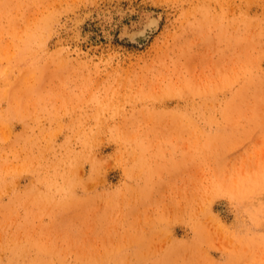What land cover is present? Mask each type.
Segmentation results:
<instances>
[{"label":"rangeland","instance_id":"374dc122","mask_svg":"<svg viewBox=\"0 0 264 264\" xmlns=\"http://www.w3.org/2000/svg\"><path fill=\"white\" fill-rule=\"evenodd\" d=\"M36 261L264 264V0H0V264Z\"/></svg>","mask_w":264,"mask_h":264},{"label":"bare ground","instance_id":"6f19581e","mask_svg":"<svg viewBox=\"0 0 264 264\" xmlns=\"http://www.w3.org/2000/svg\"><path fill=\"white\" fill-rule=\"evenodd\" d=\"M198 1V0H197ZM229 4V3H228ZM226 7V6H225ZM144 9V8H143ZM223 9V8H222ZM228 9H229V6H228ZM111 10V9H110ZM113 10V9H112ZM119 10V9H118ZM225 10V9H224ZM220 11H221V9H220ZM219 11V12H220ZM226 11H227V9H226ZM226 11L224 12V13H226ZM230 11H231V9H230ZM234 11H236V10H233L232 9V13L230 14L231 15V20H229V23H227L228 24V29H232V23H233V17H234ZM89 12V11H88ZM103 12V11H102ZM105 12V11H104ZM91 13V12H90ZM117 13V12H116ZM158 13V12H157ZM228 13V12H227ZM237 13H238V11H237ZM95 14V13H94ZM93 14V15H94ZM107 14V13H106ZM105 14V15H106ZM108 14H109V12H108ZM85 15V14H84ZM87 15H89V14H87ZM132 15V14H131ZM224 14H222V15H219V16H223ZM130 16V15H129ZM135 16V15H134ZM85 17H89V16H85ZM93 17V16H92ZM98 17V16H97ZM161 17V16H160ZM224 17V16H223ZM230 17V16H229ZM81 18V17H80ZM83 18V17H82ZM99 18H101V17H99ZM107 18H109V17H107ZM115 18V17H114ZM123 18V17H122ZM144 18V17H143ZM158 18V17H157ZM156 17H154V16H148L147 18H146V20H144L141 24H140V27H138L137 29H135L134 31H126V34L127 35H129L130 37L129 38H132V39H134V40H141V39H143L144 38V35L147 33V30H150V29H153V31H154V29H156L157 28V26H158V19H157ZM219 18V17H218ZM225 18V17H224ZM86 19V18H85ZM84 19V20H85ZM103 19V18H102ZM119 19H121V18H119ZM128 19V18H127ZM222 19V18H221ZM229 19V18H228ZM228 19H227V21H228ZM80 20V19H79ZM83 20V19H82ZM88 20V19H87ZM226 21V20H225ZM80 22V21H79ZM82 22H84V21H82ZM92 22V21H91ZM234 22H235V20H234ZM81 23V22H80ZM118 23V22H117ZM120 23H122V22H120ZM220 23H221V21H220ZM219 23V24H220ZM237 23V22H236ZM76 24H78V22L76 23ZM75 24V25H76ZM106 24V23H105ZM137 24V23H136ZM224 24V23H223ZM226 24V25H227ZM85 25V24H84ZM128 25V24H127ZM79 26V25H78ZM81 26V25H80ZM90 26V25H89ZM88 26V27H89ZM134 26V25H133ZM247 26V25H246ZM121 27V26H120ZM237 27V26H236ZM252 27V26H251ZM76 28V27H75ZM101 28L103 29V27L101 26ZM224 28V27H223ZM248 28V27H247ZM81 29V28H80ZM86 29V28H85ZM111 29V28H110ZM114 29V28H113ZM222 29V28H221ZM225 29H226V26H225ZM234 29V28H233ZM238 29V28H237ZM249 29V28H248ZM247 29V30H248ZM74 30V29H73ZM88 30V29H87ZM224 30V29H223ZM250 30V29H249ZM77 31V30H76ZM89 31V30H88ZM109 31V30H108ZM229 31H231V30H228L227 32H229ZM253 31V30H252ZM110 32V31H109ZM113 32V31H112ZM251 33V32H250ZM101 33H99V35H100ZM117 34V33H116ZM164 34V33H163ZM78 35H80V34H78ZM106 35V34H105ZM150 35V34H149ZM239 35V34H238ZM251 35V34H250ZM102 36V35H101ZM75 37H76V35H75ZM78 37V36H77ZM108 37V36H107ZM122 37V36H121ZM249 37V36H248ZM248 37H247V39L246 40H248ZM82 38V37H81ZM84 38V37H83ZM88 38V37H87ZM86 38V39H87ZM90 38V37H89ZM118 38V37H117ZM80 39V38H79ZM107 39V38H106ZM131 40V39H130ZM250 40V39H249ZM146 41V40H145ZM251 41V40H250ZM249 42V41H248ZM124 43V42H123ZM129 44V43H128ZM251 44V43H250ZM235 45V44H234ZM234 45H232V46H234ZM230 46V45H229ZM232 46H231V49L230 50H232ZM246 46V45H245ZM245 46H243V47H245ZM249 47V46H248ZM246 49V48H245ZM246 54H248V53H246ZM231 56V55H230ZM48 58V57H47ZM229 60V59H228ZM230 61V60H229ZM232 61V60H231ZM228 63V62H227ZM235 63V62H234ZM231 67V66H230ZM23 72V71H22ZM27 73V72H26ZM228 73V72H227ZM224 74V73H223ZM228 74H230V73H228ZM228 74H226V75H228ZM233 75V74H232ZM222 76V75H221ZM229 77V76H228ZM227 77V78H228ZM221 79V78H220ZM229 79H230V77H229ZM222 84V83H221ZM233 85V84H232ZM232 85H229V86H232ZM234 86V85H233ZM230 90H232L233 91V89H230ZM213 94H214V92L211 94V96L213 97ZM202 97H203V95H201ZM203 100V99H202ZM223 104V103H222ZM215 105V104H214ZM213 106V105H212ZM50 117V116H49ZM63 128V127H62ZM56 132V131H55ZM50 133V132H49ZM47 134V133H46ZM52 134H55L56 135V133H52ZM68 134V133H67ZM56 137V136H55ZM71 154V153H70ZM79 155H81V154H79ZM82 158V157H81ZM79 159V158H78ZM72 161V160H71ZM53 164V163H52ZM62 164V163H61ZM64 164V163H63ZM76 164V163H75ZM78 164V163H77ZM76 164V165H77ZM65 165V164H64ZM78 165H80V164H78ZM25 249V248H24ZM112 253V252H111ZM123 253V252H122ZM32 255V254H31ZM36 255V254H35ZM30 256V255H29ZM33 256H34V253H33ZM37 256V255H36ZM35 256V257H36ZM43 257V256H42ZM37 258V257H36ZM35 258V259H36ZM32 259V258H31ZM38 259V258H37ZM42 259V258H41ZM45 260V259H44ZM105 260V259H104ZM35 261V260H34ZM127 261V260H126ZM46 262V261H45ZM32 263H34V262H32ZM36 263L38 264V261H36ZM43 262H41V263H39V264H42ZM47 263V262H46ZM92 263V262H91ZM35 264V263H34Z\"/></svg>","mask_w":264,"mask_h":264}]
</instances>
